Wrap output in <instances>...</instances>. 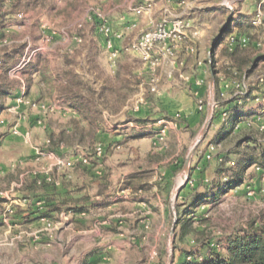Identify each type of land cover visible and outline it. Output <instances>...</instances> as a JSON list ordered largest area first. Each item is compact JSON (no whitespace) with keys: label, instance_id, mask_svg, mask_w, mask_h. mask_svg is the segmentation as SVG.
Returning <instances> with one entry per match:
<instances>
[{"label":"rangeland","instance_id":"rangeland-1","mask_svg":"<svg viewBox=\"0 0 264 264\" xmlns=\"http://www.w3.org/2000/svg\"><path fill=\"white\" fill-rule=\"evenodd\" d=\"M30 1L18 0L15 10L11 11L22 13L23 18L13 23L14 35L20 43L11 50V53L18 51V54L7 65L13 67L20 60L25 39H30L32 46L40 51L32 62L4 78L11 87V95L7 99V108L0 116V196L7 199V202H0V264H81L82 256L91 254L98 245L107 246L109 243H114L120 251L107 255L110 259L108 264H168L170 254L172 264L175 237L172 239L171 230L176 224V206L180 204V211H183L184 202L191 203L198 194H207L209 198L197 207L195 225L202 231L201 239L212 245H223L226 239L245 229L253 219L261 220L264 214V169L251 166L240 186L228 187L216 196L214 190L233 179L240 153L246 151L247 145H256L255 142H245L238 147L239 138L251 136L257 141L264 140V134L258 130L259 123L264 121V113L260 115V122L249 117L241 122V130L237 134L220 142L217 138L225 121H222L223 111L215 101V85L217 80L229 99L241 96L238 92L242 90L262 97L264 63H260L252 74L245 75L248 66L241 73L230 69L232 64L226 42L212 51L214 41L228 18L246 20L255 13L260 0L137 2L152 4V16L169 7L174 15L189 22L186 35L173 44L167 56L160 57V64L154 67L145 63L138 53L129 52L140 82L133 85L130 91H125L128 94L125 105L114 113L100 106L103 123L92 137L88 136L82 143L74 141L72 144L63 142L54 145V150L50 149V135H58L64 129L71 131L74 120L79 117L76 110L75 114L71 112L72 108L62 96L64 72L74 69L84 81L99 87L93 82L98 79L95 71L91 72L92 65L96 63H90V56H94L99 64L100 80H107L113 75L108 52L103 47L93 16L95 11L109 19L116 31H125L120 46L132 45L138 34L150 27L137 21L136 28L127 30L121 18L129 11L132 0H39L36 5ZM238 3L239 12L234 10ZM2 11L0 9V13ZM75 34L81 35L82 44L74 42L72 38ZM262 40L264 34L261 36L262 44L256 46L257 52H264ZM91 45L94 47L92 50ZM5 53V50H0V58ZM35 61H41L39 65L44 78L38 72L33 73ZM102 70L106 71L105 74ZM154 77L157 78L159 91L165 79L173 80L189 91H192L194 83L205 85L211 91L210 101L214 104L212 119L198 145L208 115L202 118L193 132L182 134L175 130V122L169 117L163 123L147 118L144 120L146 124L140 121L138 126L146 131L157 122V129L151 138L137 141L127 140L129 138L122 140V136L121 140L112 138L117 135V130L127 131L123 122L126 116L134 118L135 111L156 96L151 90ZM21 95L25 97L22 102L17 100ZM251 107L264 110V102L251 101L247 109ZM216 111L221 115L212 122ZM119 123L123 126L118 127ZM128 125L130 129L135 127L134 124ZM164 127L165 137L161 140L157 132ZM15 130L18 132L15 133ZM105 133L111 136H104ZM98 146L104 150L101 157L95 153ZM193 148L195 151L187 173L184 165ZM231 151L226 157L228 161L218 162V154ZM209 154L212 158L208 157ZM83 158L88 163H83ZM176 162L182 166L175 171ZM219 167L225 173L218 175ZM96 172L97 175L94 174ZM75 173L84 176L83 183L87 186H96L97 182L109 183L105 197H95L96 188L90 190L93 200H107V192L112 190L115 192L112 196L123 192L125 203L93 209L78 216V221L62 211L52 221L39 219L35 223L28 222L32 219L33 209L41 205L38 198L41 194H33L30 201L21 199L20 196L24 195L22 183H30L29 180L37 175L47 180L53 176L55 183H65V177ZM136 175L139 178L134 183L142 184L143 189L132 190L127 186ZM186 179L189 188L178 198L176 189ZM192 186H197V189ZM88 189L85 188L83 193ZM163 204H167L168 211ZM186 245L192 248V242Z\"/></svg>","mask_w":264,"mask_h":264},{"label":"trees","instance_id":"trees-1","mask_svg":"<svg viewBox=\"0 0 264 264\" xmlns=\"http://www.w3.org/2000/svg\"><path fill=\"white\" fill-rule=\"evenodd\" d=\"M17 1L18 0H0V9L1 11L3 10L2 13H0V20L2 23L8 20V16L12 14L11 11L15 10V3ZM31 1L36 5L35 3L39 0ZM234 10L239 12V3ZM254 16L255 13H252L244 21L239 19L234 21V17H229L227 24L222 28L220 34L215 39L212 50L214 52L215 47L226 42L227 51L232 64L230 69L241 73L243 72V68L248 66V69L244 72L245 75L252 74L260 63H264V52L256 51V46L261 43V36L264 34V22L261 25H255L253 23ZM234 32L239 36L246 37L248 44L245 46L239 44L233 51H230L228 47L229 37ZM79 36L81 37V35ZM82 42L83 40L80 44H82ZM92 48L94 47L91 45L90 49L92 50ZM131 51L130 44L121 46L119 56L112 71L113 75L107 80H100L97 59H94V56L91 57L89 55L90 63H96L92 65L91 72L95 71V77L97 75L96 78L98 79L93 82L97 85L99 84V87H97L98 89L90 85V81H84L81 78V75L74 69H69L64 72L63 79H61V81H63L61 83L62 96H65L67 105L76 110L79 117L74 120V127L71 131L64 129L58 135L54 133L50 135L51 150L55 149L54 145L63 142L72 144L74 141H79L82 143L88 136L92 137V135L100 129L103 123V111L100 109V106H104L105 109L114 113L119 111L125 105L128 97V94L125 93V91H130L133 85L140 82L137 80L138 76L134 72L133 62L129 53ZM17 54L18 51L7 53L3 57V64L2 67H0L1 69L3 68L1 71L2 73L0 74L1 80L3 79L2 81L0 80V116L2 110L7 108V99L11 95V87L4 81V78L8 76L9 65L7 64L10 63L9 61H13ZM40 62L41 61H35V64H33V73L38 72L41 74L42 78H44L43 69L39 65ZM67 64L70 65V63ZM102 72L105 74L106 71L102 70ZM251 94V92H248L245 96H238L230 99V101L222 102L223 98L221 96V90L216 80L215 101L217 106L218 104L224 105L234 103V105L229 106L227 109L229 116L223 123L220 130L221 132L217 138L220 142L227 140L233 134H237L241 130V122H244L249 117L260 116L264 113V110L253 112L252 110L247 109L249 103L255 101L257 98ZM200 104L204 107L207 104V97H205ZM219 115L221 114L216 111L212 122ZM131 120L135 122H144V120L135 118H131ZM258 130L264 134V130ZM1 138L2 137H0V141L2 140ZM245 142H255L256 145H247L246 151L242 153L239 152L240 157L238 159L237 170L233 179L222 184L217 190L215 189V196L225 192L228 187L236 188L243 184L245 173L249 167L258 166L264 169V140L257 141L254 137L246 136L244 138H239L236 144L238 147H241ZM230 153H232V151L229 153L218 154V162L228 161L226 157H229ZM174 166H176V171L182 165H180L179 162H176ZM174 166L171 165V167ZM217 173L218 175H221L225 173V171L219 167ZM50 177V180H47L43 178L42 175H37L29 180L30 183L23 182L21 191L24 192V195L21 197L26 201H30L33 197L32 193L35 194L37 190L45 188L46 186L51 185V183H55V179H53L54 177ZM138 178L139 175L133 176V178L128 181L127 186L131 187L132 190L143 189L144 187L142 184L134 183ZM97 183L98 184L93 187L90 185L76 189V192L82 193L85 188H89L77 199H69L68 197H65L64 199L58 200L50 205L45 204L40 206L38 209L31 212L38 213V216L35 219H28V222L40 218L54 220L57 216L59 217L62 211L86 213L91 212L93 209L107 206L110 203L109 201L93 200V195L89 193L90 190L96 188L95 195L105 197L109 183ZM187 188H189V184H186L183 187L178 194V198L182 197ZM192 188L196 190L197 186H192ZM208 198L209 195L207 194L196 195L191 203L187 204V202H184L185 207L183 211H180L181 205L177 204L175 245L172 264H264V214L261 216V220L253 219L245 229L240 230L235 235L226 239L223 245H212L210 242L201 239L203 236L201 233L202 231L199 229V226L195 225L197 220L196 209L200 205V202L206 201ZM0 202H7V199L0 196ZM190 241L192 242V248H188L186 245L191 244ZM177 253L179 254V257H177Z\"/></svg>","mask_w":264,"mask_h":264},{"label":"crops","instance_id":"crops-1","mask_svg":"<svg viewBox=\"0 0 264 264\" xmlns=\"http://www.w3.org/2000/svg\"><path fill=\"white\" fill-rule=\"evenodd\" d=\"M150 7H152V4ZM151 13H152V8H150V10L147 13H145L144 16L132 12L129 8V11L127 13H124V15L122 16L121 21L123 22V24L125 22L126 26H128L129 23L131 22L137 24L138 21L139 24H141L142 22V24H147V26L151 27L156 21L160 19L162 12L159 13L158 15L157 13H154V16H152ZM120 42L121 40L116 41V44L119 48H121ZM191 89L192 91H189L186 88L179 87V85L175 81L165 79L163 84L161 85V89L159 93L156 94V96H153V100L148 101L145 105H142L139 109H137V111H135V113L133 114V117L135 119H141V120H147V118L152 120L157 119L158 123L160 121L162 122L166 121L165 119L169 117L172 122H175V127H173L175 130L180 131L182 134L187 133L189 131L193 132L196 129V127L199 126L202 118L205 115L207 116L209 113V103H210L211 93L210 90L206 88L205 85H198L196 83H194V85L191 86ZM220 90H221V96L223 98L222 102L230 101V99L227 98L226 95L224 94V91L221 89V87ZM205 97H207V104L201 108L200 103L202 100L205 99ZM232 105H234V103L231 104L228 103L224 105L218 104V106L222 109V111L227 110L228 107ZM249 109L252 110L253 112L260 110V109H252V107ZM222 121L224 122L225 120ZM123 122H124V126L127 127V131L126 132H121L119 130L115 131L117 135H114L112 137L114 140H121L119 139L121 138V136L122 138H124L122 140L129 138L127 140H132V141L151 138L154 135V132L156 131L158 126L157 125L158 123L155 122L153 128H150L148 130L146 129L145 131L143 127L138 126L139 125L138 123L140 122L134 123L133 120L129 118V116L128 117L126 116ZM129 123L134 124L135 127L130 129L128 125ZM122 126L123 124L121 123L118 124V127H122ZM103 135L108 137L111 136L110 133L107 134L105 133ZM94 174L97 175V172ZM65 181H66L65 183H51V185L46 186L45 188H42L40 190H37L35 194L36 195L41 194L38 198L43 199L40 200L39 202V204H41L40 206L45 204L50 205L51 203H55L58 200L64 199L65 197H68L69 199H77L83 194V192L78 193L75 190L82 186L87 187V185L83 183L84 176L80 177L76 175V173L71 176H66ZM113 193L115 192L112 190L107 192L108 195L107 201L110 202L108 205L114 207L119 203H125L126 198L123 197L122 194L123 192L119 193L118 196L117 195L112 196ZM33 194L34 193H32V195ZM95 197L99 198L100 196L95 195ZM20 198L23 199L21 196ZM163 208H165V210L168 211L167 204H163ZM34 210L36 209H33V211ZM67 213H69V215H71L75 221L76 220L78 221V216L85 215V213H72V212H67ZM37 216L38 213H33V215H31V218L35 219ZM40 219L52 221L51 219L49 220L47 218H40ZM33 221H34L33 223H35L37 220H33ZM116 251L118 252L120 251V249L119 247H116L114 243L113 244L109 243L107 246L98 245L92 250L91 254L82 256L83 257L82 263L84 264V262H86L87 264L89 263L108 264L110 262V259L107 258V255L110 253L113 254ZM54 264H57V262Z\"/></svg>","mask_w":264,"mask_h":264},{"label":"built area","instance_id":"built-area-1","mask_svg":"<svg viewBox=\"0 0 264 264\" xmlns=\"http://www.w3.org/2000/svg\"><path fill=\"white\" fill-rule=\"evenodd\" d=\"M142 0H132L130 4V10L138 15L145 14L150 10V5L138 4L137 2ZM95 11V10H94ZM95 20L97 21L98 33L103 37V47L108 52L109 60L111 62V67H115L116 60L120 53V48L117 46L116 41H120L125 36V31H116L112 23L104 16H101L97 11L93 14ZM23 18V14L20 12L12 13L8 16V20L3 23L0 20V50H5V54L11 52L13 48L20 43V39L14 35L13 28L14 24L17 23L19 19ZM264 22V0H260L259 5L255 11V16L253 18V23L255 25H261ZM14 23V24H13ZM189 22L185 21L183 18L175 16L169 7H164L161 17L156 21L149 29L142 30L138 36L135 38L131 45V50L140 55L141 59L145 63H150L153 67L159 65L160 57H166L168 52L171 51L172 45L183 40L186 35V31L189 28ZM137 27L136 23H129L127 30H133ZM74 42L81 43L82 38L75 34L73 35ZM25 48L20 60L13 67H9L8 73L11 74L25 67L28 63L32 62V59L39 54L38 49L32 46V41L30 39H25ZM245 46L248 44L246 37L239 36L234 32L229 37L228 47L230 51H233L238 45ZM258 45H261L259 43ZM4 54V55H5ZM4 57V56H3ZM3 64V58H0V67ZM155 69V68H153ZM153 86L151 88L152 92L155 94L159 93V89L156 86L157 78L154 77L152 80ZM241 96L248 94V90H242L238 92ZM236 93V94H238ZM17 100L22 102L25 100L23 95L18 96ZM257 101L264 102V96L256 98ZM201 105V104H200ZM202 108V105H201ZM71 112L76 113L75 110L71 109ZM223 119L226 120L229 116L227 110L222 112ZM248 120V119H247ZM252 121H261V116L252 117ZM162 122V121H161ZM164 122V121H163ZM162 122V123H163ZM259 129L264 130V121L259 123ZM15 133L18 131L15 130ZM165 127L160 128L157 132V136L164 140L165 137ZM103 148L98 146L95 149V153L98 157L103 155ZM210 158L211 155L209 154ZM212 158V157H211ZM83 163H88L86 158L82 159ZM234 163V162H232ZM71 165V163H69ZM258 170H262L261 167L255 166ZM65 213H62L64 215Z\"/></svg>","mask_w":264,"mask_h":264},{"label":"water","instance_id":"water-1","mask_svg":"<svg viewBox=\"0 0 264 264\" xmlns=\"http://www.w3.org/2000/svg\"><path fill=\"white\" fill-rule=\"evenodd\" d=\"M213 83H214V77H212V86H213ZM210 93H211V91H210ZM213 101H210V103H209V113H208V116H207V119H206V121H205V123H204V126H203V128H202V130H201V136H200V138L198 139V141H197V144L196 145H198V143L202 140V138H204V136L206 135V133H207V131H208V128H209V126H210V122H211V119H212V113H213ZM194 151H195V148H193L190 152H189V154H188V156H187V159H186V163H185V165H184V170L187 172V173H189V171H190V162H191V159H192V156H193V154H194ZM188 182V179H186L177 189H176V195L177 194H179L180 192H181V190L183 189V187L186 185V183ZM171 237H172V239H174V237H175V225L172 227V230H171ZM171 261H172V255L170 254V256H169V260H168V264H171Z\"/></svg>","mask_w":264,"mask_h":264},{"label":"bare ground","instance_id":"bare-ground-1","mask_svg":"<svg viewBox=\"0 0 264 264\" xmlns=\"http://www.w3.org/2000/svg\"><path fill=\"white\" fill-rule=\"evenodd\" d=\"M183 180V179H182Z\"/></svg>","mask_w":264,"mask_h":264}]
</instances>
